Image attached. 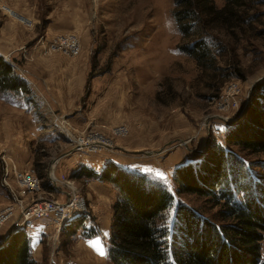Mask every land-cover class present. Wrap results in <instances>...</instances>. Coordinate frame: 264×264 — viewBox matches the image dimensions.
Wrapping results in <instances>:
<instances>
[{
    "label": "rangeland",
    "instance_id": "374dc122",
    "mask_svg": "<svg viewBox=\"0 0 264 264\" xmlns=\"http://www.w3.org/2000/svg\"><path fill=\"white\" fill-rule=\"evenodd\" d=\"M26 1V8L34 7L36 15V21L30 24L35 34L31 44L34 41L42 44L44 51L49 40L65 33L43 37L42 30L47 24L44 18L51 9V0ZM213 1L217 7L223 4L222 0ZM77 2L85 12L82 19L88 33L86 49L82 51L80 44L76 57L43 54L69 66L83 62L85 82L81 108L89 95L97 97L107 86L108 90L116 84L112 89L117 88L118 97L123 95L121 110L114 109L107 121L97 117L96 110L92 112L90 108L81 117H62L52 105L48 110L45 101L30 87L29 94L1 92L6 102L0 99V127L18 120L20 129L14 138L23 139L25 149L13 152L10 148H0V210L13 203L3 174L7 167H14L17 174L27 173L39 180L40 193L28 201L50 199L65 205L72 198H82L89 220L81 225L93 227L95 236L98 231L99 236L93 240L97 243L84 241L87 238L82 235L81 225L76 230L72 225V235L64 233L79 216L59 229L46 219L30 221L20 230L30 240L31 258L37 264H109L110 236H105V228L111 229L109 218L110 215L112 218L111 207L117 194L112 187L111 201H100L88 188V183L95 181L85 174L75 176L81 167L99 174L106 164L112 163L120 170L144 176L149 183L166 188L173 197V205L165 213L169 226L174 224L178 205L188 207L201 219H214L220 207L218 195L183 193L172 176L177 168L188 166L191 171H202L210 167L208 162L220 149L223 155L228 154L225 160H229L231 167L236 165L238 173L223 176L213 192L223 194L227 184L234 202H243V189L252 198L260 197L258 186H264V154L228 144L226 135L229 130L248 123L249 107L259 95L260 91L256 90L264 80V0H242L246 21L238 27L229 30L216 27L215 31L204 33L209 54L203 66L180 49L186 44L191 48L195 39L181 37L173 17L174 0ZM13 10L0 0V17L4 15L17 23L23 15L13 17ZM76 37L80 43L78 34ZM46 87L44 90L48 91ZM51 88L49 91L54 93V87ZM116 128L123 132L116 133L113 131ZM94 133L102 136L101 148L88 151L91 146L86 142L80 148L81 141H88ZM90 157L109 161L94 170L89 165ZM80 163L86 165L73 170ZM7 177L11 189L19 191L11 170ZM211 179L214 178L211 176ZM90 192L94 200L88 198ZM15 216L0 229V251L9 244L16 245L21 237L17 234L20 230L10 224L18 218ZM261 236L256 264H264V231ZM97 248L103 250V256L94 250Z\"/></svg>",
    "mask_w": 264,
    "mask_h": 264
},
{
    "label": "trees",
    "instance_id": "16d2710c",
    "mask_svg": "<svg viewBox=\"0 0 264 264\" xmlns=\"http://www.w3.org/2000/svg\"><path fill=\"white\" fill-rule=\"evenodd\" d=\"M222 1V6L217 7L213 0H174L173 17L181 37L195 39L191 48L186 44L180 49L198 65L203 66L209 54L203 40L206 31H215L216 27L229 30L246 21L242 0ZM0 91L30 92L28 84L1 56ZM256 91L260 92L249 107L248 123L229 130L226 142L254 154H264V80ZM217 151L208 162L210 167L205 165L202 171H191L188 166L177 168L172 176L183 193L218 195L220 207L214 219H201L188 207L178 205L171 226L166 222L165 213L172 207L173 197L163 186L149 183L144 176H133L112 163L106 164L99 174L84 167L78 169L75 176L85 174L91 180L108 183L117 194L111 207L109 264L257 263L264 231V186H258L260 197L257 198L243 189L242 203L233 201L227 184L222 189L223 194L214 193L223 176L238 173L237 166L231 167L229 160H225L228 154L223 155L221 149ZM82 222L81 218L75 219L63 232L72 235V225L76 230ZM81 230L85 238L96 234L93 227L82 226ZM23 233L21 230L17 233L21 237L16 245L9 244L0 251V264H37L31 258L30 240Z\"/></svg>",
    "mask_w": 264,
    "mask_h": 264
},
{
    "label": "crops",
    "instance_id": "0c3cea01",
    "mask_svg": "<svg viewBox=\"0 0 264 264\" xmlns=\"http://www.w3.org/2000/svg\"><path fill=\"white\" fill-rule=\"evenodd\" d=\"M3 2L10 9H14L13 12H17H15L16 14L11 12L13 17H18L20 14L23 15V17H21L20 21L17 23L5 18L4 15L0 17V56L5 61H10L15 72L29 85L28 87L33 89L45 101L48 110L49 108L51 109L50 106L52 105L53 109L58 110L57 112H59L62 117L71 115L81 117L84 116V113L90 108L92 112L96 110V116L103 118L102 120L104 121H107V118L114 113V109H117V111L121 110L120 106L123 95L118 97L116 95L117 88L115 87V89H112L116 84L109 87L108 90L107 86L101 94H97V97H94L93 94L89 95L87 97V102H84L83 108H81L79 106L80 98L82 97V89L85 82L83 76L84 66H81L83 62H78L77 64L72 63L70 64L71 66H69L67 65L68 63L59 62V59L55 57H49V55L45 56L43 54L42 44L35 41L31 44L35 36L34 32L30 29L32 21H36L34 7L31 9L26 8L28 4L26 0H20L19 2H17V0H3ZM50 4L51 9L44 18L47 24L42 30L43 37H50L59 33L76 32L81 39V50L83 51V49H86V44L84 43H87L86 36H88V33H86V25L82 19L85 12L79 7L77 0H51ZM81 68L83 71H81ZM43 85L48 91L44 90ZM51 87H54V93L49 91L53 90ZM0 99L6 102L1 91ZM69 111L71 113H68ZM7 123L11 129L8 128L6 125ZM7 123L2 124V127H0V132L2 131L0 133V148H10L13 152L18 149H25L23 139L15 140L16 132L18 133L20 129V122L18 120H12V122ZM11 135H13L12 138L10 137ZM32 135L33 134H31V136ZM14 148L16 149L13 150ZM88 161L92 169L98 170L109 160L90 157ZM85 165L84 163L77 164V168L75 167L73 170ZM95 182L88 183V188L92 191V194L99 197V199H101L100 201L107 199L111 201L110 198L114 194L112 186L105 182ZM92 194L91 192L88 193V198L90 200H94ZM109 219L111 220V215ZM105 231V236L108 238L110 236V229L105 228ZM97 233L96 236H99V231ZM96 236L94 235L84 241L90 243ZM93 242L97 243L96 241Z\"/></svg>",
    "mask_w": 264,
    "mask_h": 264
},
{
    "label": "built area",
    "instance_id": "2783aa9c",
    "mask_svg": "<svg viewBox=\"0 0 264 264\" xmlns=\"http://www.w3.org/2000/svg\"><path fill=\"white\" fill-rule=\"evenodd\" d=\"M43 52L59 53L66 57H76L80 53V43L73 33L61 34L54 37L51 41H48ZM113 131L116 133L123 132L121 128H116ZM101 141L102 138L99 135L91 134L88 141H81L79 147L82 148L83 143L86 142L91 146L88 151H97L101 148ZM10 170L12 176L14 178L16 177L19 191H14L7 183V175ZM3 175L4 185L11 192L13 203L6 205L0 210V228L7 221L11 220L15 214L18 215V218L10 224L18 230L23 228L28 222L40 219L48 220L52 225L58 227V229L62 228L64 223L75 216L82 218L84 223L89 220L88 216H86L88 213L82 198H77V200L76 198H72L65 205H59L50 199H34L33 201H28L29 197H35L40 193V183L37 177L27 173L17 174L14 167H7Z\"/></svg>",
    "mask_w": 264,
    "mask_h": 264
},
{
    "label": "snow or ice",
    "instance_id": "6c2138e0",
    "mask_svg": "<svg viewBox=\"0 0 264 264\" xmlns=\"http://www.w3.org/2000/svg\"><path fill=\"white\" fill-rule=\"evenodd\" d=\"M94 250H96L97 252H98V254L99 255H101V256H103L104 255V252H103V250L102 249H94Z\"/></svg>",
    "mask_w": 264,
    "mask_h": 264
},
{
    "label": "bare ground",
    "instance_id": "6f19581e",
    "mask_svg": "<svg viewBox=\"0 0 264 264\" xmlns=\"http://www.w3.org/2000/svg\"><path fill=\"white\" fill-rule=\"evenodd\" d=\"M66 34V33H65ZM76 35V34H75ZM54 36V35H53ZM52 37V36H51ZM53 38V37H52ZM50 41V40H49ZM46 45V44H45ZM219 98V97H218ZM119 126V125H118ZM121 127H123V126H121ZM129 131V130H128ZM112 132V131H111ZM94 134H96V133H94ZM116 136V135H115ZM102 137V136H101ZM77 138V137H76ZM103 141V140H102ZM72 143V142H71ZM73 145V144H72ZM106 146V145H105ZM74 150V149H73ZM80 150V149H79ZM7 164V163H6ZM42 191V190H41ZM52 195V194H51ZM13 199V198H12ZM61 201V200H60ZM17 216V215H16ZM15 216V217H16ZM68 222V221H67ZM28 224V223H27ZM8 227V226H7ZM1 229V228H0ZM57 231V230H56Z\"/></svg>",
    "mask_w": 264,
    "mask_h": 264
}]
</instances>
